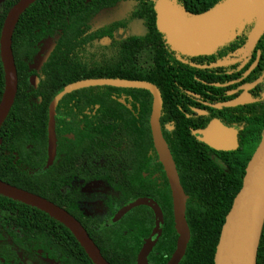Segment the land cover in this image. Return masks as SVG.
Masks as SVG:
<instances>
[{
  "label": "trees",
  "instance_id": "1",
  "mask_svg": "<svg viewBox=\"0 0 264 264\" xmlns=\"http://www.w3.org/2000/svg\"><path fill=\"white\" fill-rule=\"evenodd\" d=\"M17 1L1 10L0 31L7 11ZM155 1L36 0L19 17L11 39L17 91L0 127V180L68 212L83 226L109 264H136L140 210L144 214L151 210L141 205L118 220L114 216L127 203L140 198L154 200L164 217L161 235L148 263L165 264L175 250L177 234L170 191L149 130L152 95L144 89L108 86L65 94L55 107L56 151L50 165L48 111L62 89L80 81L122 79L158 86V81L149 78L146 65L140 69L139 47L140 53L158 55L151 57V61L158 66L160 82H170L169 60L177 53L165 44L164 35L155 28ZM222 1L172 0L189 15L206 12ZM118 3H127L133 16L144 22L142 35L126 27L128 36L120 40L113 36L115 26L92 24L94 18ZM252 25L241 26L243 34H248ZM107 38L110 43L102 44ZM241 42L236 40L227 50L237 48ZM256 50L263 53L264 67V33ZM40 54L44 56L41 60ZM31 73L39 80L36 88L28 85ZM0 74L1 94V62ZM262 127L264 117L257 120V135L243 162L237 164V155H229L232 172L222 171L206 160L191 136L167 140L186 196L185 220L190 232L179 264H213L221 227L241 187L246 165L259 144ZM16 140L23 142L20 151L13 148L12 142ZM26 140L30 144L27 150ZM26 157L31 159L30 167L25 165ZM12 162L16 165L15 177L9 175ZM77 180L94 184L93 191L79 190ZM0 219H6L20 231L11 233V237L21 252H15L14 258L1 252L0 264H36L28 257L48 264H93L69 230L44 212L0 195ZM141 230L144 236L149 234L146 226ZM256 264H264V224Z\"/></svg>",
  "mask_w": 264,
  "mask_h": 264
},
{
  "label": "water",
  "instance_id": "2",
  "mask_svg": "<svg viewBox=\"0 0 264 264\" xmlns=\"http://www.w3.org/2000/svg\"><path fill=\"white\" fill-rule=\"evenodd\" d=\"M36 0H18L6 13L0 31V62L4 76L3 92L0 99V127L6 118L17 91V74L11 50V39L19 17ZM156 29L165 36L166 43L173 50L186 56L212 53L224 45L232 36L234 29L242 22L255 21L245 44L248 54L264 33V0H223L214 8L198 14L189 15L185 9L176 7L172 0H156L154 4ZM257 61V60H256ZM255 66L252 65L250 69ZM108 86L123 89H144L152 95V109L149 130L154 151L162 165L171 195L174 229L177 234L175 250L166 264H179L184 256L190 238L185 220L186 196L180 185L178 174L170 151L160 130L162 99L158 89L144 81L122 79H95L77 82L62 89L49 106L47 125L48 164L55 156L54 134L55 107L65 94L75 90ZM232 106L234 103L224 104ZM214 124L202 131L201 141L214 150L235 149L236 141L231 134H217ZM0 195L13 201L33 207L56 220L74 236L93 264H109L97 246L88 236L81 224L64 209L53 203L28 193L0 180ZM150 207L156 220L154 233L159 234L162 215L157 205L147 199L128 203L114 217L121 218L138 206ZM264 224V127L261 138L252 154L242 178L241 187L233 199L225 216L216 246L213 264H256V253ZM154 243L148 240L139 251L136 264H148L147 255Z\"/></svg>",
  "mask_w": 264,
  "mask_h": 264
},
{
  "label": "flooded vegetation",
  "instance_id": "3",
  "mask_svg": "<svg viewBox=\"0 0 264 264\" xmlns=\"http://www.w3.org/2000/svg\"><path fill=\"white\" fill-rule=\"evenodd\" d=\"M12 1L14 0H0V16L1 10L5 9ZM131 10L132 7H128L127 3H118L117 5L106 9L98 17L94 18L92 24L95 27L99 25L115 26L116 29L113 32V36L114 38H118L120 40H123L128 36L129 32L125 29L126 27H129L130 32L132 33H134V28H138L139 32L134 34L142 35L145 31L144 22L140 20V17H134ZM109 12L113 13V16L118 17L105 20L100 19L102 15L109 14ZM250 23H253L254 25L255 21ZM245 24L249 23H240L237 26L240 28H238V30H236L237 27L234 29V32L232 33V36H230L229 40L224 45L216 48L210 54L186 56L174 50L177 54H172L174 59L169 60L170 82L168 83L160 82L161 76L158 71V66L154 65V61H151V57L156 58L158 55H154L153 53L150 55L145 51H141L140 53V47L138 54L140 58L139 61L141 63L140 69L143 68V65H146V68L149 69V78L156 80L159 83L158 86L154 84L152 85L158 89L162 99L159 124L161 134L166 145H168L167 140L190 138L191 136L197 143L198 152L206 160L209 159L212 164L217 166L218 169L226 172H228V170L232 172L230 168L232 167L233 162L228 158L230 154L237 155V164L243 162L249 155L250 149L253 146L257 135V120L261 121L264 117V67L262 66L263 59H261L263 57V53L256 50L255 45L252 51L244 55L247 37L253 27L252 25L248 34H243L244 28L241 26ZM238 39H240V42L243 40L239 46L235 49L227 50L229 45L236 43V40ZM101 43L105 45L109 44V38L105 41L103 39ZM165 44L167 45L166 39ZM43 57L44 56L40 54L38 59L41 60ZM254 64V68L250 69ZM140 71L143 72V70ZM27 82L29 86L34 88L39 85V80L34 73L29 74ZM1 86L0 74V87ZM2 92L0 94L1 96ZM228 103H234V105H224ZM213 124L215 129H217V131H215L217 134L214 136H225L231 134L237 144L235 149L228 151L214 150L201 141L203 136L200 133L207 130L210 125ZM262 129L263 127L260 130V135ZM2 144L3 141L0 136V153L3 152ZM12 144L14 150L20 151L22 149L23 142L21 140L13 141ZM25 147L26 150L30 147L28 140L25 141ZM170 154L173 159L171 152ZM30 164L31 159L26 157L25 165L30 167ZM196 166L199 167L198 165ZM9 175L12 177L16 176V165H14L13 162L9 169ZM76 184L78 189L81 191L89 193L93 191L94 184L92 183H82L81 180H77ZM140 199L152 201L157 205L158 209H160L154 200H151L150 198ZM148 208L151 211H147L145 214L140 210V250L148 240H151V242L154 243L151 250L154 248L159 236L161 235L160 227L164 223L163 213L160 210L162 215V222L158 226L160 232L159 234L154 233V229L156 227L155 214L150 207ZM144 217H147V219ZM145 226L149 230V234L147 236H144L143 231L141 230V228H145ZM13 232L19 233L20 231L16 230L14 225L9 221H6V219L3 221L0 219V236H2L0 245L5 246H0V253L3 252V254L9 258H14L16 250L19 249L13 241V237H11V233ZM151 250L149 251L146 259L148 258ZM28 258L31 259V257Z\"/></svg>",
  "mask_w": 264,
  "mask_h": 264
},
{
  "label": "rangeland",
  "instance_id": "4",
  "mask_svg": "<svg viewBox=\"0 0 264 264\" xmlns=\"http://www.w3.org/2000/svg\"><path fill=\"white\" fill-rule=\"evenodd\" d=\"M113 15H114L113 13H110V12H109V14L102 15V16L100 17V19H101V20H105V19H111V18L118 17V16H113ZM98 22H99L100 24H102L100 21H98ZM133 32H134V33H138V32H139V29H138V28H134V29H133ZM0 246L5 247L4 245H0ZM16 252L21 253L18 249L16 250ZM22 257H24V256L22 255ZM31 260H32L34 263H36V264H48V263H46V262H44V261L38 260L37 258H31Z\"/></svg>",
  "mask_w": 264,
  "mask_h": 264
}]
</instances>
